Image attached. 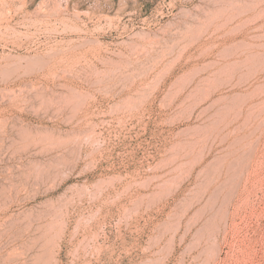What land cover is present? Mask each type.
Instances as JSON below:
<instances>
[{
    "label": "rangeland",
    "instance_id": "374dc122",
    "mask_svg": "<svg viewBox=\"0 0 264 264\" xmlns=\"http://www.w3.org/2000/svg\"><path fill=\"white\" fill-rule=\"evenodd\" d=\"M0 264H264V0H0Z\"/></svg>",
    "mask_w": 264,
    "mask_h": 264
}]
</instances>
